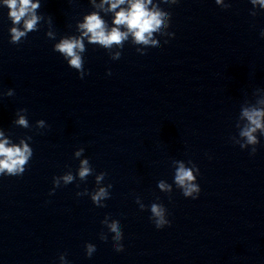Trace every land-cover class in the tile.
<instances>
[{"label": "clouds", "instance_id": "obj_1", "mask_svg": "<svg viewBox=\"0 0 264 264\" xmlns=\"http://www.w3.org/2000/svg\"><path fill=\"white\" fill-rule=\"evenodd\" d=\"M152 0H127L129 5L128 9L123 8L116 12L113 23L117 26L125 25L128 32H122L118 27H113L110 32L105 29V22L96 13L87 15L84 18V22L79 25L82 30L80 38H65L55 45V51L64 55L68 59V63L74 69L81 70L82 72V58L79 53L84 52L83 37H88L90 43H98L105 47H111L113 44L119 45L121 41L127 39L128 33H132L135 41L142 44H153L157 42L152 40V34L161 29L162 25H165V19L167 14L153 9L149 10L147 5L151 4ZM167 2V0H166ZM177 0H173L176 3ZM104 4H109V10L115 11L120 5L126 3V0H103ZM217 4H221L222 0H216ZM252 5L259 4L261 9H264V0H251ZM4 5L9 9L8 16L11 20L13 27L10 28L11 43L18 44L22 38H26L28 33L37 30V24L41 17L36 14L37 9L40 7L39 2L33 3V0H4ZM103 4L101 5V7ZM252 16L256 15V12L250 13ZM23 23V29L19 26ZM261 36H264V31L261 32ZM54 38V37H53ZM119 54H117L118 56ZM110 74V73H109ZM81 78L83 76L81 75ZM9 96L13 95L12 90L7 93ZM242 116L248 121V126L245 127L240 135L246 138L248 144H256V137L253 135L257 129L264 130V110L252 108L244 109ZM17 124L25 128L28 127V122L24 116L16 121ZM40 126L44 125L43 121H38ZM3 132H0V137H3ZM244 147L243 144L240 145ZM256 149L253 148L251 154H255ZM32 149L21 140L20 145L9 146L8 139H0V174H7L8 176H20L25 171V165L32 157ZM81 153L77 152L79 156ZM178 168L175 172V184L181 190L182 194L186 198L197 199L200 194V186L197 183V176L199 175V168L196 167L195 171L197 175L194 176L193 168L185 167L184 163L177 162ZM91 169L88 166V161L81 162L79 170V176L81 179L90 175ZM103 173L96 177L97 182L103 179ZM65 184L70 183L73 180L71 174L63 177ZM56 184L59 181L56 180ZM159 187L162 190L171 191V186L160 182ZM79 195V194H78ZM108 195L104 188H100L93 196L92 200L96 203ZM141 205V209H143ZM150 219L155 224L157 229H162L166 225L170 224V221L165 218V209L162 205L153 203L151 205ZM109 230L114 233L113 240L115 241L114 248L117 252L123 251V239L122 229L119 222L113 221L109 226ZM101 240H107V236H101ZM96 251L95 245H86V255L91 257L93 252ZM65 254L60 255L61 261L64 264H68L65 259Z\"/></svg>", "mask_w": 264, "mask_h": 264}]
</instances>
